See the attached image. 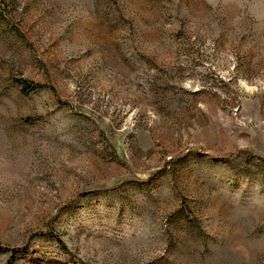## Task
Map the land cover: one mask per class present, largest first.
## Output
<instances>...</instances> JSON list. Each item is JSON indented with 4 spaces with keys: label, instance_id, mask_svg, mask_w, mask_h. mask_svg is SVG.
<instances>
[{
    "label": "rangeland",
    "instance_id": "1",
    "mask_svg": "<svg viewBox=\"0 0 264 264\" xmlns=\"http://www.w3.org/2000/svg\"><path fill=\"white\" fill-rule=\"evenodd\" d=\"M244 152L264 158V0H0L14 264H264Z\"/></svg>",
    "mask_w": 264,
    "mask_h": 264
},
{
    "label": "trees",
    "instance_id": "2",
    "mask_svg": "<svg viewBox=\"0 0 264 264\" xmlns=\"http://www.w3.org/2000/svg\"><path fill=\"white\" fill-rule=\"evenodd\" d=\"M15 82L21 87V92L23 94H28L31 91H35L36 89L42 88L44 87V85L34 82L32 80H29L27 78H23V77H17L15 78ZM243 152V151H242ZM246 153L249 157L258 159L262 162H264V158L255 155L253 153L250 152H244ZM84 195L88 194V193H83ZM44 233L42 232H38L32 235V237L35 236H39V235H43ZM0 252H9L10 253V261L9 264H14V259L15 256L19 255V254H23L27 252V246H20V247H6V246H1L0 245Z\"/></svg>",
    "mask_w": 264,
    "mask_h": 264
}]
</instances>
